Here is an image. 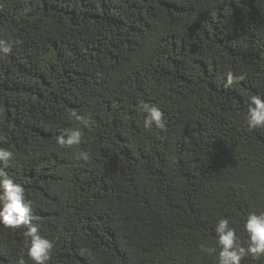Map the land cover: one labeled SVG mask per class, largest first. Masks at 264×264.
Returning a JSON list of instances; mask_svg holds the SVG:
<instances>
[{
    "label": "trees",
    "instance_id": "1",
    "mask_svg": "<svg viewBox=\"0 0 264 264\" xmlns=\"http://www.w3.org/2000/svg\"><path fill=\"white\" fill-rule=\"evenodd\" d=\"M0 39V147L49 264H216L221 218L247 246L264 212V128L245 124L264 94V0H0ZM144 104L164 129L144 128ZM74 128L83 142L58 146ZM27 240L0 226V264Z\"/></svg>",
    "mask_w": 264,
    "mask_h": 264
},
{
    "label": "clouds",
    "instance_id": "2",
    "mask_svg": "<svg viewBox=\"0 0 264 264\" xmlns=\"http://www.w3.org/2000/svg\"><path fill=\"white\" fill-rule=\"evenodd\" d=\"M11 50L12 43L0 39V56L8 55ZM244 79L243 75L236 76L232 71L226 73L227 85L241 82ZM142 111L145 113V129L165 128V114L159 107L144 104ZM73 116L85 126L90 123L89 119L75 112ZM245 124L250 131L264 128V94L258 92L250 96ZM82 137L83 133L78 128L65 129L56 136V143L62 148L71 149L83 142ZM14 159L13 149L0 147V226L9 230H21L28 237L26 251L18 256L17 264H28V261L32 264H49L55 245L52 240L41 235V225L36 222L39 218L34 214L33 202L26 195L25 187L6 170ZM77 159L88 161L89 154L80 151ZM244 231L248 236L246 247L242 246L237 230L230 226L228 218L218 220L214 227L215 239L219 248L216 264H242L248 256L253 259L264 256V212L249 213L244 223ZM209 251L214 252L215 250L210 249Z\"/></svg>",
    "mask_w": 264,
    "mask_h": 264
}]
</instances>
